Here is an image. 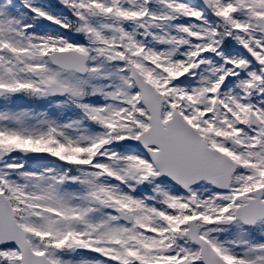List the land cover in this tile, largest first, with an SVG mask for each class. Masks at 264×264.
I'll return each instance as SVG.
<instances>
[{
    "label": "snow or ice",
    "instance_id": "obj_1",
    "mask_svg": "<svg viewBox=\"0 0 264 264\" xmlns=\"http://www.w3.org/2000/svg\"><path fill=\"white\" fill-rule=\"evenodd\" d=\"M0 264H264V0H0Z\"/></svg>",
    "mask_w": 264,
    "mask_h": 264
}]
</instances>
